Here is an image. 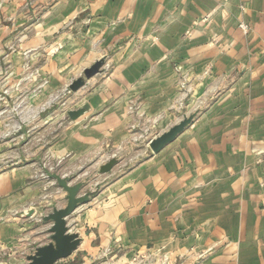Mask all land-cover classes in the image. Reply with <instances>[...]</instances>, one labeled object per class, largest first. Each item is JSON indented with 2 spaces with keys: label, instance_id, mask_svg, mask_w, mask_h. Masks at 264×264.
Here are the masks:
<instances>
[{
  "label": "crops",
  "instance_id": "0c3cea01",
  "mask_svg": "<svg viewBox=\"0 0 264 264\" xmlns=\"http://www.w3.org/2000/svg\"><path fill=\"white\" fill-rule=\"evenodd\" d=\"M9 120L27 132L8 136ZM137 143L132 165L100 171ZM47 172L90 195L66 218L69 261L264 264V0H0L6 264L50 241L43 216L66 193Z\"/></svg>",
  "mask_w": 264,
  "mask_h": 264
},
{
  "label": "water",
  "instance_id": "95a60500",
  "mask_svg": "<svg viewBox=\"0 0 264 264\" xmlns=\"http://www.w3.org/2000/svg\"><path fill=\"white\" fill-rule=\"evenodd\" d=\"M104 58L96 60L93 64L83 70V76L75 79L70 84V89L76 90L83 85L85 78H90L101 70ZM82 109L69 110L68 115L75 119L82 113ZM194 115L184 116L178 123L169 127L162 133L154 136L148 142L153 153L158 152L162 147L172 141L183 129L190 124ZM115 158L109 159L100 167L102 173L108 172L116 164ZM47 175L55 179L58 185L65 191L66 205L64 207H54L51 212L43 216V220L51 221L48 228L50 241L46 244L36 246L33 253L27 255V262L23 264H86L77 261H69L68 258L76 250L80 237L77 232H71L67 226L66 218L75 208L89 200V193L79 195L82 183L70 185L68 179L61 177L57 173L47 172ZM91 264V263H89Z\"/></svg>",
  "mask_w": 264,
  "mask_h": 264
},
{
  "label": "rangeland",
  "instance_id": "374dc122",
  "mask_svg": "<svg viewBox=\"0 0 264 264\" xmlns=\"http://www.w3.org/2000/svg\"><path fill=\"white\" fill-rule=\"evenodd\" d=\"M8 123L9 124L6 127L7 131H9V135L8 136H10L12 134L13 135H18L20 133L23 134V133L27 132V129H28L27 127H22V128H19V129L16 128L17 129L16 131H12L13 124H11L10 120H9ZM14 127H15V125H14ZM11 141L8 142L6 150H11L14 147V145L15 146L19 145L18 143L13 144V142H11ZM139 145H140L139 143H137V144H128V147L126 148V152L125 153L121 152L117 156L113 157V158L117 159L121 170L124 169L125 167H128L129 165H132L134 163V161H136L135 155L138 153V151L140 149ZM141 146H142L141 148H142V151H143V149L145 147V144H141ZM147 148H148L149 151L151 150L149 145H148V142H147ZM110 154H112V153H110ZM123 154H124L123 158L119 156V155H123ZM25 234H27V232H25L23 235H25ZM10 255H11V252L9 250H7V251L0 250V264H6L7 261L9 260V258L11 257Z\"/></svg>",
  "mask_w": 264,
  "mask_h": 264
},
{
  "label": "built area",
  "instance_id": "2783aa9c",
  "mask_svg": "<svg viewBox=\"0 0 264 264\" xmlns=\"http://www.w3.org/2000/svg\"><path fill=\"white\" fill-rule=\"evenodd\" d=\"M155 256H158V254L156 255H151V256H139L138 258L135 259V262H137L136 264H152V259L155 258ZM146 258L147 260H145V262H143V258ZM159 257V262L160 263H157L155 260L154 262L157 263V264H169V261H170V258L167 254H163L162 256H158ZM156 257V258H158Z\"/></svg>",
  "mask_w": 264,
  "mask_h": 264
}]
</instances>
